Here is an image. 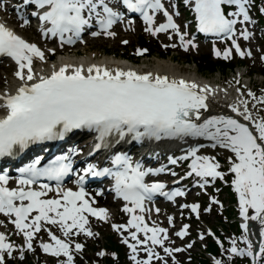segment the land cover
Returning a JSON list of instances; mask_svg holds the SVG:
<instances>
[{"label": "snow or ice", "instance_id": "snow-or-ice-1", "mask_svg": "<svg viewBox=\"0 0 264 264\" xmlns=\"http://www.w3.org/2000/svg\"><path fill=\"white\" fill-rule=\"evenodd\" d=\"M117 2L139 12L147 24L146 31L159 33L172 29L179 34L180 43L185 49L193 44V40L186 39L187 33L181 31L173 12L169 11L162 0ZM23 3L35 4L36 10L31 14L42 22L43 35H58L61 48L65 42L75 44L85 27L91 25L93 20L100 31L93 32L92 35H100L102 32L107 36H115L116 33L111 31L112 26L117 20L123 19L124 15L111 6L109 0H23ZM185 3L195 13L200 31L216 34L221 38L232 37L233 44L242 57L253 55L251 48L245 50L241 47L236 39L235 27L238 22H242L243 27L238 35L245 39L253 36L248 28V22L253 21L249 0H185ZM225 5L236 7L229 11ZM161 11L166 16V21L157 26L156 14ZM260 11L264 12V8ZM24 23L29 21L25 19ZM171 35L170 32L169 37ZM51 51L54 53L56 50L53 48ZM137 51L138 54H143L148 49L140 48ZM231 51V47L226 48L223 55L228 57ZM0 54H5L16 62L17 70L14 75L21 81L14 92L8 90L0 93V101H3L0 109H6V114L0 116V157L17 155L31 144L63 138L73 129L83 128L97 133L95 149L111 148L114 144L127 140L144 142L173 138L188 144V140L192 139L197 142L188 144L181 156H170L169 162L175 165L190 160V170L185 175L195 174L201 178L196 184L206 186L212 182L210 178L225 175L219 170L220 162L214 156L199 153L206 145L198 140L206 139L209 141L207 146L229 149L235 156V159L232 156L227 158L228 171L234 173L231 183L239 197L240 215L243 217L241 227L246 233L239 239L245 241L246 246L238 247L236 238H232V247L228 252L230 255H248L252 257L253 264H258V257L264 260V239H261L258 251H254L253 242L247 234L248 221L252 219L259 221V232L264 237V115H260L259 111L254 114L252 108H249L250 101L253 108L257 105L264 108V90L257 96L251 88L247 89V95L242 89H237L240 96L228 107L243 119L220 114L200 120L201 109L209 107L207 99L210 86L201 87L194 80L170 76L166 72L141 71L133 67L95 62L87 65L83 62H65L59 67L53 64L50 72L44 68L34 71V59L46 62L44 50L4 22H0ZM216 55H221L219 49ZM79 150L74 148L72 151ZM41 159L36 158L19 169L18 187H8L9 176L0 174V213L10 218L14 216L10 223L25 238L23 245H17L8 239L4 231H0V264H4L6 254L11 256L16 249L19 250L20 257H24L25 249H33V237L44 227L42 222L58 224L63 235L70 237L80 232L88 236L94 235L90 227L86 226L88 217L85 213L108 219L107 208L93 207L91 201L95 197L86 198L91 194L83 186L85 177H79L77 183L81 186L78 190L62 186L64 177L72 171L67 153L43 166H40ZM83 171L91 172L92 175L112 176L117 195L130 202V205H124V209L131 214L128 223L114 224L113 227L118 231L135 228V231L124 236V242L129 244L131 258L136 264H152L154 259L162 260V264H169L165 256L181 249L166 245L168 229L155 221L149 224L143 214H137V209L141 213L151 211L145 206V202L151 201L156 193L163 192L166 187L165 182L159 179L148 182L146 177L151 173L172 170L164 165L146 167L142 159L134 160L127 151H115L111 156V166L97 168L90 163ZM41 177L54 178L57 182L55 188L51 184H42L41 188L25 187L35 184ZM47 191H54L57 195L43 199ZM183 194L184 191L179 187L164 192L169 199ZM212 199L216 200V197ZM181 207H191L199 215V203ZM249 209L253 210L251 216ZM155 211L160 212L161 209L157 207ZM168 219L172 221L173 217L169 216ZM188 228L189 225L185 224L177 234L185 236ZM138 233H143L145 238L141 239ZM48 234L51 241H41L43 251L57 257L61 254L67 257L58 260V264H74L72 241L62 239L51 228H48ZM200 235L203 237L205 233L201 232ZM129 236L135 243L129 241ZM138 245L144 246L145 256L138 257L141 250ZM83 248L82 243H75L77 251ZM158 248H162L164 255ZM99 255L103 256L105 252L101 251ZM177 264H180L178 260ZM215 264H223V261L217 259Z\"/></svg>", "mask_w": 264, "mask_h": 264}, {"label": "bare ground", "instance_id": "bare-ground-1", "mask_svg": "<svg viewBox=\"0 0 264 264\" xmlns=\"http://www.w3.org/2000/svg\"><path fill=\"white\" fill-rule=\"evenodd\" d=\"M121 60L122 59L115 58L113 56H95L93 53H85L81 56L76 55L75 53H69V55L60 59L61 62H71V63L83 62L85 65H87L88 63L95 62V63H100V64H108L110 66H115V65L123 66V64H125V63ZM52 65L53 64H51V66ZM151 68H154L156 71H159L161 73H164V70H166L167 74L170 76L174 75L177 77H184V78L189 79V80H192L191 75L196 76L195 73H192L191 71L185 69L179 63L172 61L171 58L157 60L154 64V67H151ZM213 89L214 88L209 89L208 94H210V95L219 94L218 92H216L215 89L213 91ZM222 98H228V99L233 100V98H230L229 96L221 94L220 99H222ZM225 103H227V102H225ZM220 114L221 113L207 114L206 112H203L202 116L200 117V120H203L204 118H207L208 116H211V115H220ZM256 223H257V228L261 227L259 224V221H256ZM253 232H254V230H253Z\"/></svg>", "mask_w": 264, "mask_h": 264}, {"label": "rangeland", "instance_id": "rangeland-1", "mask_svg": "<svg viewBox=\"0 0 264 264\" xmlns=\"http://www.w3.org/2000/svg\"><path fill=\"white\" fill-rule=\"evenodd\" d=\"M23 32H25L26 34H30L31 35V30L26 29V31H23ZM128 36H130L132 38V41H133V38H134V40L136 42L138 41V38H137L136 34L134 35V37H132L133 35H128ZM123 41H124V38L123 39L122 38H118V39L116 38V39H110V40H105L104 39L101 42L98 41V42L91 43L89 45L90 46L89 48L93 49L92 53H94L95 55H103V54H99V51H97L96 48H98L101 52H102V50H106V51H110V52L116 53V54H118V53L120 54L123 51H124V53H126L128 51H131L130 49L132 48V46L131 45L123 46ZM260 44H262L261 41L259 39H255L254 41H252L251 43L248 44V47H253L254 54H257V53H259L261 51V49H259V45ZM81 48H84V47H81ZM121 48H122L123 51H121ZM173 52H175V51H173ZM173 52H171L170 54L173 55V57L176 55L178 57L177 61H179L180 64L184 68H188V69L191 68L192 70L196 69L197 66L195 64H193V63L188 64V63H186L183 60L184 54L177 53V52L173 53ZM204 52H207V51L206 50H202L201 51V53H204ZM185 56H186V54H185ZM197 57H199V55ZM157 59L158 58L156 56H153V57L144 58L143 60L148 61L152 65V64H154V61L157 60ZM187 59H189L191 61V59L189 57ZM143 60H141V61H143ZM255 61L258 62V59L255 58ZM216 78H219V74L216 75ZM262 79L263 78L261 76H257V82L258 83H261ZM211 223H213V224L216 223V220L214 218L211 219ZM182 260L185 261V262L187 261V260H185V258L184 259L182 258ZM169 263L172 264V262H169ZM156 264H162V262H157Z\"/></svg>", "mask_w": 264, "mask_h": 264}]
</instances>
